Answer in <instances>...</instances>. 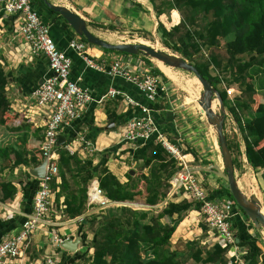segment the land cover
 I'll list each match as a JSON object with an SVG mask.
<instances>
[{"label":"trees","instance_id":"obj_1","mask_svg":"<svg viewBox=\"0 0 264 264\" xmlns=\"http://www.w3.org/2000/svg\"><path fill=\"white\" fill-rule=\"evenodd\" d=\"M149 1L153 4L156 15L171 9H176L181 14V20L169 29L158 26L159 41L173 53L193 64L219 92L238 131L233 132L230 137L224 131L234 169L240 168L245 154L246 162L253 170L264 171V0ZM64 22L67 24L65 20ZM77 37L88 46H95L88 43L83 36ZM102 49L106 52L127 54ZM138 55L143 58L153 74L159 75L163 82L169 81L149 57L140 53ZM12 79L13 70L6 69L0 58V109L6 107V87ZM232 85H236L238 91L247 94L248 98L237 95L230 99L226 90ZM257 93L260 94V99L252 106ZM165 95L163 92L160 100L153 102L154 109L169 108ZM130 114V109L123 114L109 112L107 118L109 121L118 122ZM28 128L24 121L17 126H7L0 118L2 202L15 193V187L10 181L3 180V171L7 166L27 162L25 152L21 148L12 149L2 146V143L13 133L25 144ZM165 137L168 142L177 145L182 153H191L194 166H205L211 162L201 158L192 145L177 142V135L165 133ZM67 142L68 139L65 144L56 147L57 175L60 182L57 183L56 179L50 182L52 192H56L53 201L56 200V203L63 197L62 213L65 217L74 218L94 206L87 205L86 193L87 186L93 179L98 181L103 195L109 201L143 200L150 206L148 209H142L122 204L107 205L84 216L79 224L81 244L92 252H80L83 257L81 264H236L235 256L228 257V248H222L218 242L202 243L200 238L173 242L172 236L178 224L189 210H199L200 203L184 197L178 202L170 201L162 209L154 211V207L165 199L171 189L172 177L184 168L181 161L172 156L161 142L155 140V135L142 143L138 164L132 169L133 174L129 171L126 173V181H120L108 169L107 151L101 153L98 163H93L92 157L81 158L77 153H70L66 148ZM182 144L185 148H182ZM9 151L13 153V159H9ZM30 160L33 165L40 162L34 156ZM144 170H147V173H144ZM199 172L207 173L203 170ZM26 176L29 178V173H26ZM261 177L264 179V172ZM35 181L38 187V180ZM203 187L209 198H230L237 211L248 220L234 202L227 187L220 185L211 190L206 181ZM178 191L183 194V187L179 186ZM238 216L231 217L230 220L233 231L235 229V237L238 238L236 245L245 264H264L263 251L257 245L262 240L261 233L251 225L255 235L249 234ZM202 228L207 230L205 226ZM87 234L92 237L87 239Z\"/></svg>","mask_w":264,"mask_h":264},{"label":"crops","instance_id":"obj_2","mask_svg":"<svg viewBox=\"0 0 264 264\" xmlns=\"http://www.w3.org/2000/svg\"><path fill=\"white\" fill-rule=\"evenodd\" d=\"M49 1L53 4L63 5L83 17L86 20L87 27L93 33L106 40L112 38L111 36L114 32L123 34L139 32L159 38L158 26L169 29L181 20V14L176 9H171L169 12L164 10L161 14L156 15L153 4L149 0ZM33 4L41 19L49 26V34L56 46L60 50L65 51L71 58L70 78L86 86L93 96V100L81 110L80 116L61 130L60 135H63L64 138L66 135L65 142L68 139L66 146L72 149V153H77L81 158L92 157L93 163H98L101 153L103 154L107 151L109 153L106 162L108 169L120 181H126V173L138 164L142 143L145 140L124 141L123 137H119L118 128L122 132L127 120L149 116L157 132L162 133L164 137L165 133L177 135V142L192 145L201 158L210 160L207 151L204 152L200 147L206 145L205 139L203 138V141L199 142L200 138L198 137V129L203 130L205 134L207 133L206 129H204L206 125L190 115V112H192L190 108L180 102L177 96L169 94L172 89L168 82L164 81L163 83L165 86V97L167 96L165 102L168 103L169 108L164 110L154 109L153 102L149 101L132 83L119 77L113 79L105 73L87 67L84 61L69 47V41L73 38H78L73 29L68 24H65L64 19L58 13L46 7L41 0H33ZM20 24V16L4 14L3 0H0V58L6 69L13 70V79L9 81L6 87V107L0 109V118L7 126H17L24 121L29 127L25 144H22L13 133L2 143V146L12 149L21 148L25 152L24 157L27 162L17 166H7L2 173L3 180L10 181V184L15 187V193L4 202L0 200V241L13 235L21 223L32 213V197L37 183L35 177L29 174L30 177L28 178L26 173H29V168L36 166L30 162L33 156L41 161L40 145L46 121L49 118L48 108H40L35 105L32 97L34 89L50 75L48 61L43 53L32 54L30 52L29 44L20 33ZM88 52L94 59L103 60L106 64L114 60H121L135 71L142 72L145 69H149L143 58L138 54L132 56L106 52L99 46H88ZM156 65L159 68V65ZM110 87L118 88L137 104L128 103L120 95L112 98L105 97L104 95ZM161 94L157 97L156 102L160 100ZM141 107H146L148 113L144 114L141 111ZM128 109L131 111L130 116L118 122L109 121L107 118V113L109 112L123 114ZM111 122L115 123V125L107 128V125ZM116 128L117 130L114 131ZM82 138L91 142L93 153L89 154L82 149ZM138 142H141V144ZM182 148H185V145L182 144ZM180 153L183 156V160L179 161L184 166L192 168L198 174L199 170L197 167L201 166L192 164L193 155L191 153H182L181 150ZM8 157L13 159L11 151H9ZM242 160L247 173L252 171L254 177L256 175L261 176L264 172L263 169L253 170L247 164L244 154ZM144 173H147V170H144ZM201 174L199 173L198 175L200 176ZM206 179L211 186V190L218 186L216 177L210 175L209 172L206 173ZM56 182H60L59 177ZM95 183H98L96 179L91 180L87 186V191L90 185ZM170 183L173 187H171L165 199L154 207L156 209L154 210L155 212L162 209L170 201L178 202L184 197L192 200L186 194L179 193V186L174 189L176 183L173 185L172 179ZM55 193L53 192L52 199H55ZM55 201L52 202L47 215L49 220L39 223L30 236L28 246L25 249L27 264H45L47 258H51L54 264H81L83 257L80 252H92L90 248L83 247L81 240L78 249L75 252H69L57 245L55 239L81 237L79 232L81 219L98 211L96 209L97 206H93L74 218H68L62 213L64 208L63 197H60L58 202L55 203ZM136 203H140V207L136 206L134 208H150V206H144L146 204L143 200ZM87 205L89 204L87 203ZM202 216L199 210H189L178 224L172 236L173 242H181L193 238H200L201 241L203 240L202 243L207 242L210 244L216 242L215 235H213V231L210 228L205 230L207 231L206 233L199 228L200 223L198 222L201 221ZM238 217H241V215ZM202 224L205 226L204 223ZM246 231L248 232L247 229ZM91 237V234H87V239Z\"/></svg>","mask_w":264,"mask_h":264},{"label":"built area","instance_id":"obj_3","mask_svg":"<svg viewBox=\"0 0 264 264\" xmlns=\"http://www.w3.org/2000/svg\"><path fill=\"white\" fill-rule=\"evenodd\" d=\"M3 12L7 15H18L21 17L19 27L24 40L30 46L32 54L43 53L48 61L50 75L47 76L33 91L32 97L35 105L46 107L49 110V118L40 145V158H45V176L38 181V187L33 195V210L17 229V231L0 241V264H27L25 249L31 234L39 223L48 219V212L52 206L53 192L50 182L58 178V153L56 143L58 136L64 126L77 119L83 107L93 100L91 91L81 85L77 80L70 78L72 60L65 51L60 50L49 34V26L41 19L34 8L33 0H3ZM69 47L84 61L91 69L107 74L111 78H123L135 85L146 98L154 102L160 93L165 92V86L159 75L153 74L149 69L135 71L121 61L114 60L106 64L103 60L98 61L88 52V45L79 38L69 41ZM123 96L130 104H137L121 90L110 87L105 97ZM144 114L148 113L146 107H141ZM155 135V140L162 143L163 147L176 159L183 160V156L177 146L167 141L162 133L157 132L149 116L131 118L127 120L123 129V140L132 142L135 140H147ZM82 149L91 154L93 148L91 142L82 138ZM72 153V149L67 147ZM186 166V165H185ZM172 177L173 185L179 183L184 194L192 200L200 203V213L203 215L209 228L214 231L217 242L223 248L232 249L235 263L242 264L240 249L236 245V237L231 225V217L237 216V207L230 198H209V194L202 185L201 177L197 176L190 167H185ZM176 185V184H175ZM87 202L89 205L105 207L109 200L103 195L98 183L91 184L87 191ZM63 239H55L60 245ZM238 255H237V254ZM45 264H54L51 258L45 260Z\"/></svg>","mask_w":264,"mask_h":264},{"label":"water","instance_id":"obj_4","mask_svg":"<svg viewBox=\"0 0 264 264\" xmlns=\"http://www.w3.org/2000/svg\"><path fill=\"white\" fill-rule=\"evenodd\" d=\"M41 1L46 5V7L58 13L78 36H83L86 41L92 45L113 51L124 52L131 55L140 53L145 57H149L151 60L161 61L164 65L171 68L186 71L194 75L198 79L203 90L197 98V103L200 107L201 113L205 116L206 122L215 132L216 142L218 144L219 151L222 157V167L219 164L212 162L208 163L205 166L197 167V169L213 173L217 177L223 179L227 184L229 194L232 196L236 205L241 208L245 216L250 220L254 229H256L257 231H260L261 229L264 230V211L261 205V201L253 193L247 195L239 186L238 179L235 174L232 156L228 148L226 135L224 132V121L226 118L227 110L223 104L219 92L212 85V83L204 78L193 64L189 63L180 55L168 52L167 50L158 49L156 47L147 45L144 42L132 43L108 41L93 33L87 27L86 20L69 8L63 5L53 4L49 0ZM214 100H217L218 102V111H216L213 107ZM114 125L115 123L111 122L107 125V128H111ZM63 144H65V138L63 135H59L56 145L62 146ZM45 164L46 160L45 158H43L38 165L28 169L29 174L35 177L37 180L44 178ZM129 173L133 174L134 171L131 169L129 170ZM178 185L179 183H176L174 189ZM114 204L140 207V203L130 201H109L108 203V205ZM144 206L149 207L148 204ZM101 208L103 207H96L97 210ZM80 240V236H76L74 239L65 238L61 241L60 247L69 252H75L78 249ZM237 241L238 238H236V242Z\"/></svg>","mask_w":264,"mask_h":264},{"label":"rangeland","instance_id":"obj_5","mask_svg":"<svg viewBox=\"0 0 264 264\" xmlns=\"http://www.w3.org/2000/svg\"><path fill=\"white\" fill-rule=\"evenodd\" d=\"M111 37L112 38L108 39V41H111V42H132V43L133 42H144L147 45L156 47L158 49L167 50L168 52L173 53V51L169 50L167 47H165L161 44V42L159 41V38L153 37L151 35H146L144 33L128 32L126 34L125 33L123 34V33H119V32L118 33L114 32ZM174 54H176V53H174ZM127 55H129V54H127ZM135 55H137V54H135ZM135 55H132V56H135ZM176 55H178V54H176ZM152 61L155 65L157 64V60H152ZM174 70L177 72V74L182 79V81L186 82L184 84L187 86V89H184V87L180 86L178 83L173 82L172 80H170V78H168L170 80V82L168 81V84L171 86V89H172L169 91L170 92L169 94L170 95L173 94L174 96H177L178 100L180 102L184 103L187 107L190 108V111H192V112H190V115H192L195 119H198V121H201L202 123H204L206 125V126H204L205 127L204 129H206V131H207L206 134L204 133L203 130L198 129V137L200 138L199 142H202L203 138L206 141V145L200 146V147L204 150V152L207 151V154L210 157V160H209V161H211L210 163H212V162L217 163L222 167V157H221V154L219 151L218 144L216 142L215 132L210 127V125L206 122L205 116L201 113L199 105H198L197 100H196L199 97L200 93L202 92L203 88H202L201 84L199 83L198 79L194 75H192L186 71H183L181 69H174ZM222 86H224V84H222ZM226 91H227V96H229L230 99L234 98L237 95H242L244 98H248L247 94H242L238 91L236 85H232ZM259 95L260 94L257 93V95L254 96V104L252 103V106H254L255 103L257 101H259V99H260ZM166 99H167V96H166ZM213 103L215 105L214 109L216 111H218L217 100H214ZM43 108H46V107H43ZM195 119H193V120H195ZM224 123H225L224 124V131L228 134L229 137L232 135L233 132L237 131V126L235 124V121L232 119L231 115L228 114V112L226 114V118H225ZM117 128L114 131H116ZM118 132H119L118 133L119 137L122 138L123 131L121 132L120 128H118ZM238 139L240 140L239 134H238ZM242 159H243V157H242ZM185 167H187V166H185ZM235 171H236L235 174L237 176L239 186L241 187V189L244 192H246L247 195H250L252 193L255 194L259 198V200L261 201V205L264 207V179L260 175H256V177H254V173L252 171H249L250 173L249 172L247 173L246 168L243 165L242 161H241L240 168L237 170L235 169ZM198 174H197V176H199ZM205 175L206 174H203V173L200 175L202 177V180H203V185H204L205 181L208 182L207 179L205 180ZM210 175H213L214 177H216V179H217L216 184H218V186L223 185V186L227 187V184L223 179H221V178L219 179V177H217L213 173H210ZM226 198H228V197H226ZM140 201L141 200H137L135 202H140ZM263 211H264V208H263ZM239 215H241L240 219L243 222V224L245 225V227L247 228L249 234L255 235V232L252 228L253 225L250 222V220L249 219L246 220V218L244 217V215L242 213ZM201 218H202L201 221L198 222V223H200L199 228H201V230H203L202 227L204 225L202 223H204L205 228L209 229V226L205 222L203 216ZM263 231L264 230H262V229L260 231H258L259 233H261L260 235L262 237V240H260V242H258L257 245L263 251L262 259L264 261ZM217 241L218 240H216V242ZM233 254H234L233 250L228 248L227 256L230 257ZM238 257L241 259L242 264H245L244 259L242 258L243 256L240 257L238 255ZM189 264H195V263L191 262Z\"/></svg>","mask_w":264,"mask_h":264},{"label":"bare ground","instance_id":"obj_6","mask_svg":"<svg viewBox=\"0 0 264 264\" xmlns=\"http://www.w3.org/2000/svg\"><path fill=\"white\" fill-rule=\"evenodd\" d=\"M157 64L159 65L160 70L170 79H172V81L178 83L180 86L184 87V89H187V86L184 84L186 82H183L182 79L179 77V75L177 74V72L169 67L164 65L161 61L157 60ZM197 100V99H196ZM195 101V100H194ZM213 107L215 108V105L213 103ZM200 108V107H199ZM263 237H264V231H263Z\"/></svg>","mask_w":264,"mask_h":264}]
</instances>
